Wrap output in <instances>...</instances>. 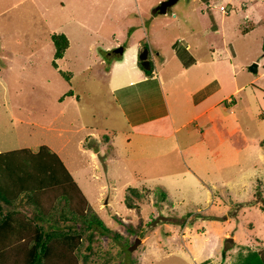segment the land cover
I'll return each instance as SVG.
<instances>
[{
    "label": "rangeland",
    "instance_id": "374dc122",
    "mask_svg": "<svg viewBox=\"0 0 264 264\" xmlns=\"http://www.w3.org/2000/svg\"><path fill=\"white\" fill-rule=\"evenodd\" d=\"M224 1L231 6L229 15L218 4L201 14L206 5L199 1L196 12H182L179 8L190 9L192 0H177L179 7H172L174 3L162 20L163 14H157L155 31L149 25L146 29L156 33V41L162 40L166 29L161 23L166 17L169 21L175 11L183 20V29L187 27L186 33L194 28L199 35L201 24L212 20L216 26V16L218 23L226 24L230 41L227 47L222 45L221 34L214 35L219 66L206 70L203 62L185 67L209 52L205 42L214 37L203 40L191 54L181 46L185 42L174 40L177 58L164 64L159 58L155 61L159 76L172 83L161 86L150 80L139 87L126 85L130 77H137L131 59L119 70L110 69L121 54L106 50L104 42L108 41L103 39L102 29L89 26L95 27L100 20V8H91L87 0H0V66H9L1 72L6 89L0 86V92L5 90L6 102L0 104V126L16 137L17 143L11 145L15 148L42 143L55 150L86 195L89 207L112 231L128 237L124 245L123 239L110 232L98 234L99 249L91 256L95 262L105 258L107 264H243L249 258L248 264H262L264 7H259L264 0ZM248 3L250 9L255 7V16L240 20L243 12L239 10H246ZM251 23L256 25L245 33ZM171 25L170 36L182 30ZM53 31L68 33L69 38L63 56L56 59L57 68L51 64ZM230 46L234 60L226 55ZM231 58L234 66L229 63ZM253 62L256 70L250 68ZM58 69L69 71L70 80ZM214 73H219L216 87L220 83L215 97L229 95V99L228 104H214L209 128L205 129L207 120L198 125L192 119L176 131L178 138L172 133L165 140L162 135L148 134V130L164 131L158 123H145L147 131L134 129L131 121L153 109L160 112L166 105L171 108L179 103L187 113L194 112L199 96L196 87ZM68 89L73 93L60 100ZM191 127L193 131L185 136ZM199 129L205 131L201 134ZM128 185L141 192L133 195L135 206L131 208L125 203ZM128 223L135 230L130 231Z\"/></svg>",
    "mask_w": 264,
    "mask_h": 264
},
{
    "label": "trees",
    "instance_id": "16d2710c",
    "mask_svg": "<svg viewBox=\"0 0 264 264\" xmlns=\"http://www.w3.org/2000/svg\"><path fill=\"white\" fill-rule=\"evenodd\" d=\"M50 38L54 46L51 64L57 68L56 59L63 56L69 39L62 31L51 32ZM261 47L264 52V32ZM153 66L152 61L148 69L140 64L147 75ZM58 71L70 80L69 71ZM72 93L68 89L59 99ZM126 188L130 193L125 203L131 208L135 206L133 195L141 192L130 185ZM156 192L166 197L160 187ZM127 227L135 230L131 223ZM112 230L89 207L74 176L49 145L0 151V264H107L105 258L102 262L91 259L99 249L98 234L110 232L123 239L122 244L128 243V237ZM261 254L264 264V250Z\"/></svg>",
    "mask_w": 264,
    "mask_h": 264
},
{
    "label": "crops",
    "instance_id": "0c3cea01",
    "mask_svg": "<svg viewBox=\"0 0 264 264\" xmlns=\"http://www.w3.org/2000/svg\"><path fill=\"white\" fill-rule=\"evenodd\" d=\"M160 1L161 0H87V2H90L91 8H94V9L100 8L102 11L100 14L102 16L99 18L100 20L99 21L97 20V22L95 23V27L92 24H89V26L92 28H95L96 31L100 28L102 29L103 35H106V37L103 36V39L108 41L107 43L104 42L106 50L107 49L110 50L111 48H114L118 45L122 46L123 45L122 43L123 42L125 43V45L122 46L123 50H122L121 55L118 56L116 62H114L115 63L113 65L114 67L112 66L110 69L119 70L121 66L127 65L128 60L131 59L132 66L135 69L134 73L137 77H130L128 79V83L126 84L127 86H131V85L133 86L135 84L140 85L141 83L144 84L145 82L150 81V80H156L159 85L161 84V86L162 84H165L166 82L172 83L169 80H164L162 76H159L160 73H158V70L156 72L157 68L155 66V61L157 58H159L160 63L164 64L174 58H177L176 57L178 56L177 46H175V44L173 43L174 40L177 42H180L181 44L185 42L184 45H181V46H183L185 50H187L188 53L191 54L192 52L196 51L197 46L198 47L201 46L202 42H204L203 40H210L211 37H214L210 41L205 42V44H208L206 48L209 50V52L205 56H201V57L198 56L196 59H194L193 61L190 60L191 62L185 65V67L188 68L189 66H196L197 63L198 64L200 63L202 65L203 62H205L207 64L206 70L209 69L212 65H215L217 63L219 66L218 46L216 45L217 41L214 42L216 38L215 36H218L219 34L222 35V38H221L222 45L224 44L228 47L230 44V41L228 42V39H227V35H229V30L226 27V24L218 23L219 20L216 16L213 17V20L215 21L216 26L212 25V22H213L212 20L208 23H205L206 26L205 25L203 26L201 24V28L199 29V31L201 30L202 32H199V35H198V33L194 32L195 31L194 28L192 29L190 28L189 29L190 31L186 33L187 32L186 30L188 29L187 27H186V30L183 29V26H184L183 20L178 18L179 13H176L175 11H171L172 18L169 21H167L168 18L166 17L161 23L162 29L165 28L166 31L169 32L168 34L165 33L166 31L161 33L162 35H165V37L160 36L162 40L164 41V44H162V40L158 39V41H156L158 36L156 35V33L151 32V31H155L153 29V25H154L153 20L159 17L157 16L158 13L163 14L159 17V21L162 20V16L165 17V14L167 12V11L159 12L155 10L156 6L159 4ZM198 1L200 2V4L202 2V3H205L206 5L205 9L204 7L200 9L201 14H203L204 10L209 9L211 5L215 6L216 4H218L219 8H220V4H224L225 11H223L220 8L221 11L227 15L230 14L231 6L228 7L224 0H192V7L190 9L187 10L181 7L179 8V10H181L182 12H187L189 10L196 12L197 7H198ZM239 1L240 0H238V4H239ZM174 3H173L174 5L172 4L173 6L171 5L172 7H179L176 2ZM251 3H248V5H246V10H239L243 12V15L240 20H242L244 17H248L250 14L254 15L252 13H254L255 7L253 9H250L249 6L251 5ZM171 6L168 9H170ZM263 7L264 5L259 8H263ZM226 8H229L227 9L229 11H226ZM205 12H208V11L206 10ZM91 22L92 20L89 21V23ZM172 23H173V26H178L177 30H179V27H182V30L170 36V34L172 33L171 29L173 28L171 25ZM238 23H239V20L235 24L236 27ZM147 25H149L151 29L149 33L146 30ZM255 25L256 23L255 24L251 23V26L250 27L248 26V28L244 30V32L245 33L249 32V30L252 29ZM195 29L197 30L196 27ZM202 33H203L204 38L200 39V36L202 35ZM66 35L68 37V33ZM150 37H153V38H150ZM223 38H225V40ZM143 39H145L144 41L145 43L143 42ZM261 41H262V38H261ZM144 44H147L149 46L150 59L153 61V65H154L151 75H147L144 72V70L138 65V51ZM168 45H170L169 46L170 48L168 47ZM167 47H168V50L166 49ZM159 48L163 49V51H160ZM229 51L230 53L227 51L226 55L228 57H232L234 60L235 52L231 46L229 47ZM232 58H231V61L229 59V63L231 65L233 64ZM2 59L4 61L7 60L6 56H3ZM4 64H6V62ZM8 67H9L8 65L0 66V86H2V88H5V87H4L2 77H1V72L5 71ZM227 67H228L227 63L223 65L224 69H227ZM160 78H162L163 80ZM218 82H219V73H216V74L214 73V74L207 75L205 82L202 85H199L198 87H196L195 93H199V96L195 98V101H194L196 104V110L194 112L187 113L186 111H184L186 109H184L182 105L179 106V103L177 105H173L177 107L179 106L177 109L173 108V106H171L170 108L169 105H166V107L161 109L160 112H159V108L153 109V112H148V114L142 115L140 119L138 118L136 120L131 121L132 125L134 126V129L138 131L139 129L143 130L145 128V127L143 128V125L147 123L148 121L153 124L158 123L163 129L165 128L164 131L162 132L163 134L161 133L160 130L159 131H157L158 129L155 130L154 127H153L154 129L153 131L148 130V134L150 135L154 134L155 136L162 135L161 137L163 138V140H165L166 138L171 137L170 134L172 133H174L175 137L178 138V136L176 135V131L180 130L181 128H184L186 124L192 121V119H196L198 125H200V122L207 120L205 129L209 128L213 122L211 119V110L213 109L214 104L215 103L218 104L223 101L225 104H228V101L226 100L229 99V95L224 96V97H215V93L220 86V83H219V85L216 87ZM212 84L214 85L213 87H211ZM139 87H141V85ZM175 88L178 89V87H175ZM142 89H145V87H142ZM4 91L5 90L1 89V92H0L1 98L3 100L0 102L2 106H5V102H6ZM171 94L173 95L172 89H171ZM174 98L177 99V97H174ZM5 109L6 111L8 110L7 107ZM165 109L168 111H165ZM0 112H1V109H0ZM12 122L13 120L10 119V124H12ZM153 126H157V125L154 124ZM145 130L147 131L146 128ZM199 130L201 134L203 133V131H205L204 129H199ZM192 131H193L192 127L187 129L185 131V136H188V134ZM15 143H17L16 137L10 135L8 130H5L3 127L1 128L0 126V151H5V150H10V149L15 148L14 146H11V145H14ZM20 147H29V146H20ZM37 147H30V148L36 149ZM16 148H19V147H16Z\"/></svg>",
    "mask_w": 264,
    "mask_h": 264
},
{
    "label": "water",
    "instance_id": "95a60500",
    "mask_svg": "<svg viewBox=\"0 0 264 264\" xmlns=\"http://www.w3.org/2000/svg\"><path fill=\"white\" fill-rule=\"evenodd\" d=\"M176 2V0H161L159 2V4L156 6L155 10L159 11V12H166L167 9L174 3ZM122 50H123V47L122 46H118L116 48V51L118 53H122ZM148 51H149V48L148 47H143L139 53H138V58L140 59L141 61V65L144 67V68H149L150 67V61H149V58H148ZM256 62H253L250 66V68L252 70H256Z\"/></svg>",
    "mask_w": 264,
    "mask_h": 264
},
{
    "label": "flooded vegetation",
    "instance_id": "af4514ba",
    "mask_svg": "<svg viewBox=\"0 0 264 264\" xmlns=\"http://www.w3.org/2000/svg\"><path fill=\"white\" fill-rule=\"evenodd\" d=\"M117 47H118V46H117ZM143 47H148V48H149L148 45H147V46L142 45V47L139 49V51H140ZM110 51H115V52L118 54V52L116 51L115 47H114V48H111ZM139 51H138V53H139ZM120 54H121V53H120ZM148 58H149V61H151V59H150V51H148ZM138 62H140V64H141V61H140L139 58H138Z\"/></svg>",
    "mask_w": 264,
    "mask_h": 264
},
{
    "label": "built area",
    "instance_id": "2783aa9c",
    "mask_svg": "<svg viewBox=\"0 0 264 264\" xmlns=\"http://www.w3.org/2000/svg\"><path fill=\"white\" fill-rule=\"evenodd\" d=\"M220 8H221L223 11H225V6H224V4H220Z\"/></svg>",
    "mask_w": 264,
    "mask_h": 264
}]
</instances>
